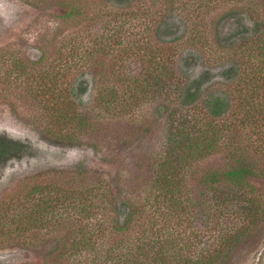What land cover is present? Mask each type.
<instances>
[{"label": "rangeland", "instance_id": "374dc122", "mask_svg": "<svg viewBox=\"0 0 264 264\" xmlns=\"http://www.w3.org/2000/svg\"><path fill=\"white\" fill-rule=\"evenodd\" d=\"M67 4L80 9L78 20H63ZM129 13L134 14L130 20ZM262 21L264 0H107L102 6L95 0H0V134L31 145L30 152L0 164V216L6 206L10 214L21 208L32 183L49 181L65 189L103 179L119 199L143 194L151 158L165 142L166 112L180 109L172 86L177 78L189 87L201 75L209 77L200 87L202 95L211 91L228 98L220 116L223 158L215 154L207 163H226L235 146L264 169V51L256 55L254 31ZM106 45L111 46L108 54ZM153 53L169 57L165 69L175 79L165 92L147 79L159 72L147 59ZM30 62L34 69L23 84L18 64ZM251 70L260 80L257 99L244 100L242 75ZM82 78L88 84L76 104L92 124L82 131L79 144L56 141L51 135L62 128L53 120L51 89L60 95ZM140 86L147 89L145 98L126 111L119 100L106 112L96 106L97 91L124 98ZM57 100L63 106L60 96ZM251 182L261 188L264 201V181ZM214 220L210 210L201 209L191 222L203 229ZM218 222L223 260L215 264H264V209L245 229L232 211H224ZM231 225L241 229L229 248L224 234ZM43 232L4 235L0 264H62L53 249L65 228ZM200 236V243L210 241L208 232Z\"/></svg>", "mask_w": 264, "mask_h": 264}, {"label": "trees", "instance_id": "16d2710c", "mask_svg": "<svg viewBox=\"0 0 264 264\" xmlns=\"http://www.w3.org/2000/svg\"><path fill=\"white\" fill-rule=\"evenodd\" d=\"M106 1L95 0V4L102 6ZM66 7L63 20H78L80 9L72 4ZM128 16L130 20L134 14ZM262 22L260 27L254 25L258 57H262L264 51ZM110 48L106 45L104 52L108 54ZM90 58L93 59L92 52ZM147 59L159 68V72L148 75L147 79L153 80L154 85L165 92L167 83L172 82V72L165 69L169 57L153 53ZM34 64H18L23 70V84L28 83ZM10 70L13 72V68ZM256 73L251 70L242 75L244 94L241 96L244 100L257 99L255 92L260 80ZM15 74L19 77V73ZM201 76L189 87L181 85L179 78L172 85L180 109L166 112L169 121L165 142L162 150L151 158V178L143 194H129L119 199L103 179L65 189L49 181L32 183L16 213L10 214V206L2 208L0 244L4 241L3 236L11 232L44 230L43 233L48 234L64 227L65 234L53 249L62 264H215V261H222L223 229L218 217L223 216L224 211H232L241 218L242 229H245L252 219L262 214L263 192L251 179L264 181V169L258 168L252 158L235 146L228 153L226 163L223 159L219 164L207 163V159L215 154H221L223 158L225 128L220 116L229 103L223 93L209 91L202 95L200 87L209 77ZM130 77L134 81L140 80L138 75ZM87 84V79L82 78L76 85L63 88L60 95L51 89L52 96L49 97L55 101L51 102L55 113L53 120L62 128V132L51 135L54 140L79 144L82 131L91 126L88 113L76 104ZM136 89L124 98L116 97L112 91L103 96L97 91L96 106L101 105L102 112H106L119 100L122 110L126 111L145 98L147 89L144 86ZM59 96L63 102L61 107L57 100ZM30 151L31 145L27 142L0 134V164ZM201 209L210 210V215L215 218L213 223L203 225V229L191 222L195 212ZM12 222L16 223L10 229ZM190 223L192 229H189ZM238 230L231 225L224 234V242L229 248L238 241ZM203 231L208 232L210 241L200 243L198 238Z\"/></svg>", "mask_w": 264, "mask_h": 264}]
</instances>
